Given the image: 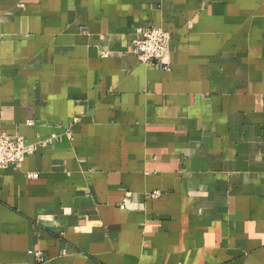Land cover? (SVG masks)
<instances>
[{"label":"crops","instance_id":"1","mask_svg":"<svg viewBox=\"0 0 264 264\" xmlns=\"http://www.w3.org/2000/svg\"><path fill=\"white\" fill-rule=\"evenodd\" d=\"M2 132L0 264H264V0H0Z\"/></svg>","mask_w":264,"mask_h":264},{"label":"built area","instance_id":"2","mask_svg":"<svg viewBox=\"0 0 264 264\" xmlns=\"http://www.w3.org/2000/svg\"><path fill=\"white\" fill-rule=\"evenodd\" d=\"M170 41L171 34L162 27H141L136 30L131 50L144 64H158L164 69H168L171 56ZM31 150V146L27 144L23 136H12L6 132L0 133V171L11 166L21 167ZM30 176H38V174L34 173ZM159 195L158 191L152 194L153 197ZM129 201V198H126L122 206ZM34 254L40 261H44L41 252L35 251Z\"/></svg>","mask_w":264,"mask_h":264},{"label":"clouds","instance_id":"3","mask_svg":"<svg viewBox=\"0 0 264 264\" xmlns=\"http://www.w3.org/2000/svg\"><path fill=\"white\" fill-rule=\"evenodd\" d=\"M65 211L68 212V211H70V210L66 209Z\"/></svg>","mask_w":264,"mask_h":264}]
</instances>
